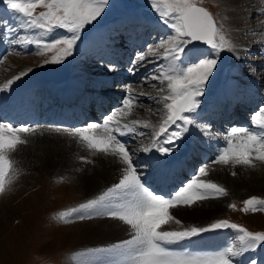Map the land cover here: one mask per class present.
Masks as SVG:
<instances>
[{
	"label": "snow or ice",
	"instance_id": "6c2138e0",
	"mask_svg": "<svg viewBox=\"0 0 264 264\" xmlns=\"http://www.w3.org/2000/svg\"><path fill=\"white\" fill-rule=\"evenodd\" d=\"M5 9L20 22L23 29H38L39 36H48L57 30H66L70 36L45 42L41 39L22 37L19 43L35 44L39 54L52 52L44 64H60L72 56L74 47L81 39L86 26L98 22L109 6V0H2ZM205 0H150V6L169 30L158 46H149L146 53L137 55L136 60L145 62L149 55L162 57L167 63L157 66L152 79L165 85L159 91L165 95L154 97L162 101L158 111L163 119L158 125L149 121L133 120L122 122L120 117L130 115L136 107L137 97L127 95L121 107L102 119L84 127L74 129L48 128L45 131L64 133L77 138L93 154L116 157L123 165L117 183L107 187L94 198L77 206L53 214L63 224L108 217L119 220L129 228L130 238L107 247L90 248L75 253L77 264H240V258L250 251L264 247V231L248 228L227 219H216L206 226L185 227L172 214L174 210L192 208L211 200L229 196V191L211 179L209 173L214 165L255 169L264 164V107L252 117L254 129L235 127L225 144L217 149L215 158L200 165L183 186L163 195L147 185L144 166L134 162L137 151L155 153V167L165 168L172 154L179 152L180 144L193 131L199 129L204 137L212 134L201 128L196 117L201 108L202 97L210 79L217 71L221 53L234 52L236 45L223 30L213 12L204 6ZM40 9V11H37ZM33 69L21 71L0 86L6 92L17 81ZM130 91V90H129ZM137 126L152 129L151 141L136 150H129L123 137L137 132ZM39 131L38 127L0 121V195L9 190L18 178L20 169L15 154L20 146L28 143L27 136ZM143 136L145 133L140 132ZM91 163L86 157L79 158ZM233 176L236 172L231 173ZM63 179V178H61ZM230 209L237 205L231 203ZM244 213L264 211V198L251 196L243 201ZM177 225L176 228L168 227ZM219 230L233 231V239L220 250L193 251L194 245L206 233ZM91 254L89 259H80ZM249 264H258L250 259Z\"/></svg>",
	"mask_w": 264,
	"mask_h": 264
},
{
	"label": "bare ground",
	"instance_id": "6f19581e",
	"mask_svg": "<svg viewBox=\"0 0 264 264\" xmlns=\"http://www.w3.org/2000/svg\"><path fill=\"white\" fill-rule=\"evenodd\" d=\"M246 1L247 0H245L244 2L243 0H224L223 3V5L226 7V10H224L225 14L227 16H231V18H234L233 23L232 21H230V26L233 31H238L235 32L237 33L236 36H240L243 32V27L241 25L251 24V20L249 21L248 17L253 12L262 11L261 8H256L254 10L248 9L251 5L258 4V2L255 3V0H253V2L245 4ZM262 2H264V0L260 1V3ZM130 9L131 10L128 9L123 14V16L118 17L115 22L111 23L115 19L113 18L110 22L111 24L108 23L110 25L101 26L102 28L98 29L96 33L92 32L91 34H86V40L83 39L81 41L85 43L87 47H93L98 44L102 45L105 42H108V40L111 43H114L115 41H117L116 34L121 33L125 26H130V24L134 21L129 20L128 18H134L140 23H148L149 25L157 24L156 20L151 21L150 19H147V16H143L147 14L145 13L146 11L141 13L138 11L140 9ZM260 21H262V19H260ZM236 26H241L242 28H236ZM163 31V34L166 33V30ZM112 32H114V35H112ZM110 35L111 37H109ZM1 37L3 40V45L5 46L4 40L6 39V36L2 34ZM259 40L257 41L259 42ZM13 46L14 45L9 44L8 41V51L6 53H0V64L10 56V51L13 49ZM124 47L120 46L119 53H115V67H111L110 65H100L99 63L94 64L95 66H98V70H95L96 73H98L99 71H103L105 74H102L100 72L99 75L101 76H99V78L94 81L91 80L93 81L90 82L91 84H89V82L76 79V76L72 77L71 74L66 82H62L60 84L49 82L46 78V74L42 73H38L39 75H37L35 79L31 81H29L30 77L25 76L20 81L15 82L8 91L2 92V95L8 96L9 103V106L5 110L4 107H0L1 110H4L2 113H6L3 117L7 119V122L12 123L13 126L21 121H25L29 122V126L38 128L40 125H42L40 127L45 128H64L66 125H73L76 122L85 120V118L89 114L85 108L87 105L88 107H90L91 111H95V109H98L101 106V115L99 121L102 122V119L104 117L111 114L113 110L121 107L122 100L127 95L131 94L137 97L136 107L130 115L126 117H120L122 122L127 123L133 120H140L149 121L154 125H158L159 122L163 119L162 113L158 111V109H160L162 106V101H157L153 98L166 94L159 91V89L161 87H165V85L161 83L158 85L153 84L151 86L154 88L148 91L146 89L139 88L133 89L140 86L141 84L143 85V83H146L147 80L152 78V76L156 72L150 74L148 72V68H150V66H155V64L151 63L152 65L147 64V66H143L141 62L135 61L132 67H126L129 59L127 57H123L127 54ZM244 47L247 50L249 48L252 49L246 51V55L257 51L264 52V43L257 47L253 44L250 45L249 48L246 46ZM255 47L256 49H254ZM86 57L87 56H84L85 59ZM245 61H247V63H245ZM14 62L18 63L17 60H10L5 67H8L9 69L10 66H15L13 64ZM238 62L237 64H235L234 62V64L232 63V65L234 66L232 74L235 72L237 73V75H234V77L232 76L231 80L229 77L228 80L225 81V83L215 85L212 88V92L207 97L202 98L201 108L198 109V116L196 117L197 122L198 124H200L201 128L206 129L212 134V138L204 137L199 129L193 131L192 135L186 137L180 144L179 152H175L172 154L171 159L168 161V165L163 169L155 167L156 154L154 152L143 153L140 151L141 155L140 153L138 156L136 155L138 158L135 157L136 160H134V162L138 161L141 164H143L144 162L148 163V167L144 166V174L147 176V185L150 186L152 190L158 192L159 194L168 195V193L165 192L164 189H162V185H169L168 188L171 190H173L174 188L177 189L180 181H183L187 178L188 180L191 179V174L198 168V166L207 164L215 158L217 149L224 146V137H227L231 130H226L222 125H215L214 122L216 121V118L223 116L222 113L225 115L226 121L232 122L234 120V111L230 109L232 103L242 104L245 108H247V111H251V109H254L256 107L258 108L259 104L260 108L264 107V90L262 89L264 87V84L262 83L264 82V78L261 80L262 76L264 77V72L257 75L254 66H251V60H248L247 58H245L244 60L239 59ZM260 62L261 63H259V67L263 70L264 61ZM88 63V66H83L81 69H79V73L74 75L79 76L82 73H85L87 75V72L90 71L91 67H93V62L88 61ZM248 64L250 65L248 66ZM16 67H18V69L14 72V76L18 75L21 71L27 70L25 68H28L29 64L27 66L20 65ZM249 68H251V72L246 75ZM250 79L255 80L257 84H252L251 81L253 80ZM150 82L151 81L149 80L147 83L149 84ZM102 85H105L106 88L101 89ZM230 91H233L234 94H232ZM236 92H239L240 95H236ZM243 95H246L247 98ZM100 103L105 104V107L100 105ZM228 103L230 104V106L228 105ZM38 105L41 106L42 111L39 115H35L34 111L38 109ZM138 109H141V112H144V110L147 109L149 112L141 113V116L136 117L135 112H137ZM108 111H110V113H108ZM256 113L257 112L253 113V116ZM252 117L247 121H243V123L238 127L254 129L255 125L252 122ZM0 121H2V117H0ZM214 129L217 130L218 133H214L211 131ZM146 130L152 131V129L144 128L142 126L139 130V126H137L136 133L129 134L122 139L125 142L129 138V142L127 145L130 146V148H133V146L139 147L144 143L149 144L151 140H149V142L147 140L143 141V139H146L149 135ZM140 132L145 133V135H139ZM130 135L131 137H129ZM138 138L142 140L141 143L138 142ZM93 156H96L99 159L97 164L93 165L90 163V166H92L90 167V170L95 175L100 176H103L105 173H107L106 175L108 176V180L105 186L99 187L100 189L97 188L96 194L90 193L86 196L89 197L94 194L89 198H94L107 187L111 186L114 183H117L121 175V169L123 167V165L118 162V159L116 157L107 156L104 154H94ZM194 158L201 163H198V165H196V162H192V164L186 162L187 159L194 160ZM212 167L216 171L215 182L220 183L222 186L226 187L229 191V196L221 198L219 200L204 202L192 207L193 210H174L172 214L180 219L185 227L190 225L200 226L198 222L190 219L191 214L186 211H190L192 213L195 212L197 214L203 212L210 215L214 213L216 214V212H223L230 204V202L235 198V196L240 194V190H230L234 188V185L238 183V180L245 179L246 183L249 182L252 185L254 184L253 186L255 188H257L258 185L259 187L264 188L263 172L260 173V175L250 174V172H247V168H244L242 166L232 168L228 166L214 165ZM216 168L218 169L216 170ZM257 168L264 171V164H260ZM181 170L182 172L188 171V174L183 173L181 175L182 177L180 178L177 175L181 172ZM233 171L236 172L235 176L231 174ZM247 173L252 176L245 175ZM106 175H104V177ZM251 191L249 193H251ZM87 199L85 198L84 201H86ZM11 210L12 208H8L5 210V216L2 218V220H10L13 217L15 213L10 214ZM19 226L14 227V229H17ZM6 227H9L7 223H5L4 226L2 225V227H0V235L3 234V231L6 232ZM168 227L176 228L178 226L170 225ZM73 231L74 234L72 237H75V240L74 246L70 253L68 264H77V260L73 259L75 253H86L87 249L107 247L111 244L118 243L124 239L130 238L129 228L127 225L123 224L119 220H114L108 217H94L93 219L81 224L80 227H73ZM232 239L233 231L219 230L217 232L204 234L198 243L189 245V247L193 251H216L227 246V244ZM89 258H91V254H86L85 256L80 257V259ZM250 259H255L258 264H264V247L247 253L244 257L240 258V264H249Z\"/></svg>",
	"mask_w": 264,
	"mask_h": 264
},
{
	"label": "rangeland",
	"instance_id": "374dc122",
	"mask_svg": "<svg viewBox=\"0 0 264 264\" xmlns=\"http://www.w3.org/2000/svg\"><path fill=\"white\" fill-rule=\"evenodd\" d=\"M244 1L245 0H243V2ZM260 1L261 0H255V3L258 2V4H253L248 9L254 10L256 8H261L262 11L253 12L248 17V20H251V24L241 25L243 28L241 26H236V28L241 27L243 30L240 36H236L237 33L235 32L238 31H233L230 26V21L233 23L234 18H231V16H227L225 14L224 10H226V7L223 5L224 0H205L204 6L208 7L215 15L217 21L223 24L224 32L236 45V48L234 52L224 51L221 53V59L217 67L218 72L216 71L214 76L210 79V84H208L203 97H206L207 94L212 91L214 85H218L216 82L219 79L230 75L229 77L231 80L232 76L234 77V75H237L235 72L231 74V72L234 70L232 63L234 62L237 64L239 59L244 60L247 58L248 60H251V66H254V69L258 74L264 72V69H260L258 62L264 57V52H252V54L248 55L245 53L249 49L252 50L249 48L250 45L253 44L257 47L264 43V2L260 3ZM251 2H253V0H247L245 4ZM135 4L138 5L135 6ZM131 5L137 7L133 9L141 8L151 11L152 14L157 17V14L154 12V10L152 11L150 0H109V6L102 14V17L99 18L98 22H93L92 25L86 26L85 30L81 33L80 40H86V34H91L92 32L96 33V31L102 27L95 28L89 32L88 30L97 26H101L102 24L105 25L116 17L111 23L115 22L118 17L123 16L122 14L125 13L127 9L131 10L129 8ZM140 10L138 11L142 13L143 10ZM37 11H40V9H37ZM1 12H4L8 16H6V19H4L8 30L7 32H9V36L6 37L9 38L7 42L9 41V44L14 46L10 51V56L0 64V86H2L15 75L14 72L18 69L16 66H27L29 64V67L25 69H33V71L26 75V77L31 78H29V81H31L34 80L35 77L40 73L46 74L47 70L56 68L61 64H44L43 61L46 59L50 60L54 53L46 52L45 54L41 55L39 54L38 47L35 48V44H22L18 41H20L22 37H29L32 39L38 38L45 42H50L52 39L61 38L62 36H70L71 33H67L66 30H57L55 33L41 37L38 35V29L21 28L20 22L14 19V16L0 5V13ZM3 17L4 15L0 14V18ZM9 17L11 18V21ZM128 19L136 20L134 18ZM147 19H150L151 21L156 20L160 27L153 26L150 28L149 24H140L138 21H135L133 25L127 27L126 30L122 32L119 37V41L115 43V45L118 46H125L124 48L127 52L126 56L129 58L127 63L128 66L135 62L136 56L138 54L146 53L149 46H158L160 39L170 34V30L165 25H163L159 19H153L151 17H147ZM260 19H262L263 22L260 21ZM3 25L4 24H0L1 32L4 28ZM86 30L87 33L85 32ZM163 30H166V33L163 34ZM159 31L161 33H158ZM2 34L3 33H0V38H2ZM112 35H114V32H112ZM257 40H259V42ZM78 42L79 41H77L74 47L72 56L67 58L71 76H76V79L81 81L83 80L91 84L90 82H93L94 80L98 79L99 76H101L99 75L101 71L98 73L95 72V70H98V66L94 65L95 63H92L93 67H91L90 71L87 72V75L85 73H82L79 76L74 74H78V71H80L79 69H81L83 66H88V61L97 62L99 64L103 63L110 66H113L114 64H110L102 60L103 57L101 56L97 57L93 55V53L102 51L104 47L100 46L96 52L94 48H89L88 50H91V54L89 56L87 55V51L82 49V44ZM105 46L111 48L113 47V44L106 42ZM244 46L248 47L249 49L247 50ZM256 47L254 49H256ZM84 56H87L86 59ZM14 59L18 61V63H13L15 66H10L9 69L8 67H5L8 64V61H15ZM254 61L256 62L253 63ZM141 63H144L143 66H147V64L149 65L151 63L155 64V66H150L151 68L148 70H152L151 73H155L154 69L157 68L159 64L167 62L164 61L162 57H153L149 55L147 60ZM245 63H247V61H245ZM249 65L250 64H248V66ZM250 72L251 68L248 69L246 75ZM101 73L105 74L103 71ZM156 74L157 73L154 75ZM263 78L264 77L262 76L261 80ZM149 80L151 82L148 84L147 82ZM149 80H147L146 83H143V85L141 84L140 86L133 89L139 88L146 89L148 91L154 88L151 85L160 84L158 81L152 78ZM253 82L255 84L257 83L255 80H253ZM262 83L264 84V82ZM102 88L105 89V85L102 86ZM230 92L234 94L233 91ZM0 94L3 93L0 92ZM145 110L144 112H141V109H138V111L135 112L136 117L141 116V113L149 112L147 109ZM96 123L98 122L96 121ZM222 124L227 129L232 128L234 125L236 127L235 123L229 124L222 122ZM40 126L39 131L36 134L27 136L28 143L26 145L20 146L19 151L15 154V159L19 162L18 167L20 169V174L10 186L9 190L3 195H0V227H2V225L4 226L5 223L9 225V227L5 228L6 230L4 229L6 232L3 231V234L0 235V264H68L75 240V237H72L74 234L73 227H80L81 224L88 220L77 221L66 225L59 222L57 219H54L53 214L67 208L77 206L82 201L84 202L85 198L87 199L96 194L97 188L100 189L99 187L105 186L108 180V176L106 175L107 173L104 174L106 175L105 177L104 175H95L90 170V167H92L90 166V163H84L79 159L80 157H86L88 160L92 161L91 164L94 165L97 164L99 158L93 156L94 154L84 147L77 138L70 137L64 133H56L55 131H45L48 128ZM140 128L141 126H139V130ZM146 132L150 133L151 130H146ZM144 140L149 142V140H151V135H148L146 139H143V141ZM141 141L142 140L138 138V142L141 143ZM147 144L148 143H144L141 146ZM141 146H133V148H130L129 146V150L132 151L135 148L139 149ZM141 152L137 151L136 155L138 156L139 153L141 155ZM137 156L135 157L138 158ZM136 158H134V160H136ZM217 169L218 168H216V170ZM247 170V172H250V174L254 175H260V173L263 172L264 176V171L258 168H247ZM215 173V170L211 171L207 179L215 181ZM250 174L247 173L245 175L252 176ZM184 183L185 182H183V184L180 186H183ZM253 185L249 182L246 183L245 179H241L238 180L236 185H234V188L230 189L231 191L240 190V194L235 196V198L230 202V204L235 203L237 205L235 210L230 209L227 206L223 212H216V214L214 213L211 215L203 212H200V214L195 212L192 213L190 211L186 212L191 214L190 219L198 222L200 226H206L207 224L214 222L216 219H227L248 228L250 231H264V211L244 213L241 210L243 208V201L249 197L257 196L264 198V188L259 187V185L257 188H255ZM250 191L251 193H249ZM90 193L94 194L86 197ZM8 208H12L10 214H15L10 220H2V218L5 216V210ZM188 209L193 210L192 208ZM17 226L19 227L14 229V227Z\"/></svg>",
	"mask_w": 264,
	"mask_h": 264
},
{
	"label": "water",
	"instance_id": "95a60500",
	"mask_svg": "<svg viewBox=\"0 0 264 264\" xmlns=\"http://www.w3.org/2000/svg\"><path fill=\"white\" fill-rule=\"evenodd\" d=\"M54 73V74H53ZM57 73V74H56ZM68 76L66 62L58 70L50 72V78L55 81H62Z\"/></svg>",
	"mask_w": 264,
	"mask_h": 264
}]
</instances>
